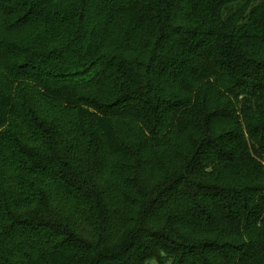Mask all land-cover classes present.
Returning a JSON list of instances; mask_svg holds the SVG:
<instances>
[{
    "label": "trees",
    "instance_id": "1",
    "mask_svg": "<svg viewBox=\"0 0 264 264\" xmlns=\"http://www.w3.org/2000/svg\"><path fill=\"white\" fill-rule=\"evenodd\" d=\"M0 264H264V0H0Z\"/></svg>",
    "mask_w": 264,
    "mask_h": 264
},
{
    "label": "rangeland",
    "instance_id": "2",
    "mask_svg": "<svg viewBox=\"0 0 264 264\" xmlns=\"http://www.w3.org/2000/svg\"><path fill=\"white\" fill-rule=\"evenodd\" d=\"M163 163V162H162Z\"/></svg>",
    "mask_w": 264,
    "mask_h": 264
}]
</instances>
